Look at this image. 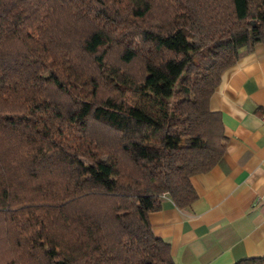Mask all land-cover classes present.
<instances>
[{
  "label": "trees",
  "instance_id": "obj_1",
  "mask_svg": "<svg viewBox=\"0 0 264 264\" xmlns=\"http://www.w3.org/2000/svg\"><path fill=\"white\" fill-rule=\"evenodd\" d=\"M259 43L264 0H0V264H176L149 215L197 199Z\"/></svg>",
  "mask_w": 264,
  "mask_h": 264
},
{
  "label": "crops",
  "instance_id": "obj_2",
  "mask_svg": "<svg viewBox=\"0 0 264 264\" xmlns=\"http://www.w3.org/2000/svg\"><path fill=\"white\" fill-rule=\"evenodd\" d=\"M210 108L223 120L222 158L192 176L197 199L187 210L167 197L149 215L176 264H234L264 256V44L242 50L222 74Z\"/></svg>",
  "mask_w": 264,
  "mask_h": 264
}]
</instances>
